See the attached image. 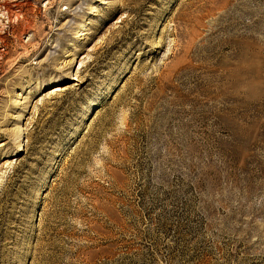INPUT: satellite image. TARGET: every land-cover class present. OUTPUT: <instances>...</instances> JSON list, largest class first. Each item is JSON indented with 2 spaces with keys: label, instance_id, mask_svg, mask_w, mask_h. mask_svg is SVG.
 Instances as JSON below:
<instances>
[{
  "label": "rangeland",
  "instance_id": "374dc122",
  "mask_svg": "<svg viewBox=\"0 0 264 264\" xmlns=\"http://www.w3.org/2000/svg\"><path fill=\"white\" fill-rule=\"evenodd\" d=\"M0 264H264V0H0Z\"/></svg>",
  "mask_w": 264,
  "mask_h": 264
},
{
  "label": "bare ground",
  "instance_id": "6f19581e",
  "mask_svg": "<svg viewBox=\"0 0 264 264\" xmlns=\"http://www.w3.org/2000/svg\"><path fill=\"white\" fill-rule=\"evenodd\" d=\"M84 30V29H83ZM83 30L81 29L80 31H82L83 32ZM82 36V35H81Z\"/></svg>",
  "mask_w": 264,
  "mask_h": 264
}]
</instances>
